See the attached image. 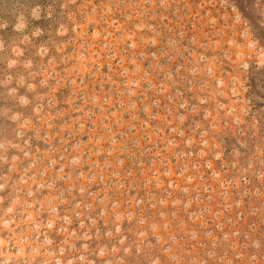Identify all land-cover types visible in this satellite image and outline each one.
Returning a JSON list of instances; mask_svg holds the SVG:
<instances>
[{"label": "rangeland", "instance_id": "obj_1", "mask_svg": "<svg viewBox=\"0 0 264 264\" xmlns=\"http://www.w3.org/2000/svg\"><path fill=\"white\" fill-rule=\"evenodd\" d=\"M0 264H264V0H0Z\"/></svg>", "mask_w": 264, "mask_h": 264}]
</instances>
